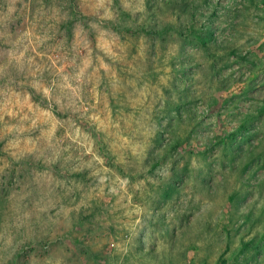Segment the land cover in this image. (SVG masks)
<instances>
[{
	"label": "rangeland",
	"instance_id": "374dc122",
	"mask_svg": "<svg viewBox=\"0 0 264 264\" xmlns=\"http://www.w3.org/2000/svg\"><path fill=\"white\" fill-rule=\"evenodd\" d=\"M0 264H264V0H0Z\"/></svg>",
	"mask_w": 264,
	"mask_h": 264
}]
</instances>
